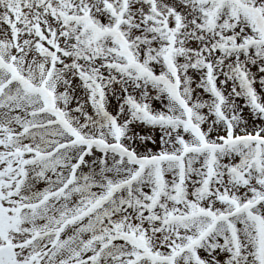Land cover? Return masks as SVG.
I'll use <instances>...</instances> for the list:
<instances>
[{
	"label": "snow or ice",
	"instance_id": "obj_1",
	"mask_svg": "<svg viewBox=\"0 0 264 264\" xmlns=\"http://www.w3.org/2000/svg\"><path fill=\"white\" fill-rule=\"evenodd\" d=\"M0 264H264V0H0Z\"/></svg>",
	"mask_w": 264,
	"mask_h": 264
}]
</instances>
